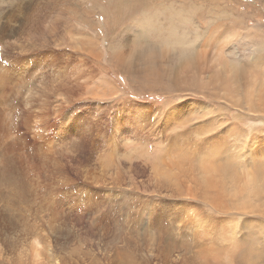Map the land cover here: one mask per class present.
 Instances as JSON below:
<instances>
[{
    "label": "rangeland",
    "instance_id": "374dc122",
    "mask_svg": "<svg viewBox=\"0 0 264 264\" xmlns=\"http://www.w3.org/2000/svg\"><path fill=\"white\" fill-rule=\"evenodd\" d=\"M0 264H264V0H0Z\"/></svg>",
    "mask_w": 264,
    "mask_h": 264
},
{
    "label": "bare ground",
    "instance_id": "6f19581e",
    "mask_svg": "<svg viewBox=\"0 0 264 264\" xmlns=\"http://www.w3.org/2000/svg\"><path fill=\"white\" fill-rule=\"evenodd\" d=\"M177 13H178V12H177ZM179 15H180V14H179ZM181 15H182V14H181ZM176 17H177V16H176ZM179 18H181V19H183V20L185 19V18L182 17V16H179ZM186 34H187V33H186ZM182 35H183V33H182ZM184 36H185V35H184ZM184 36H181V38H184ZM172 37H173V36H172ZM174 37H176V36H174ZM179 38H180V37H178V38H174V40H175V39H179ZM182 41H183V40H182Z\"/></svg>",
    "mask_w": 264,
    "mask_h": 264
}]
</instances>
